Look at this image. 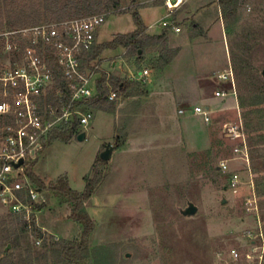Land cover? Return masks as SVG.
<instances>
[{
  "label": "rangeland",
  "instance_id": "374dc122",
  "mask_svg": "<svg viewBox=\"0 0 264 264\" xmlns=\"http://www.w3.org/2000/svg\"><path fill=\"white\" fill-rule=\"evenodd\" d=\"M120 1L122 10L133 7L134 0ZM216 1H188V4L200 3L205 7L199 15H194L195 23L200 22L210 29V39L204 44L183 43L192 23L178 20L172 23L182 27V33L173 36V41L182 43L183 47L176 70L180 73L217 71L229 60L235 75L238 110H228L217 116L211 149L189 153L186 172L183 157L174 155L149 158L150 164L121 165L123 160L117 158L97 166L102 179L86 204L95 229L90 236L89 256L80 264H257L252 244L243 238V234L260 226L264 237V0H243L239 9L241 19L235 24L233 18L226 19L222 13L225 37L219 27ZM44 2L0 0V21L6 27L10 17L16 18L17 11L36 8V4L44 8ZM98 6L96 0H58V13L69 15L70 19L104 15L105 21L96 38L98 46L136 30L131 14L110 12ZM148 8L152 14L145 15L146 24L158 23L166 14L164 3ZM52 21H56L53 15L48 18L43 15L40 23L24 28ZM160 28L161 24H158L157 29ZM121 52L120 48L104 51L101 59L92 63L95 67L90 71L95 73L96 66H100L111 76L119 77L123 68L128 78L129 71L135 74L150 69L157 60L155 56L147 59L142 56L139 61L129 62L124 56L121 70L111 72L113 64L122 57L115 55ZM95 75L93 79L100 78V74ZM204 82L209 90L207 94L213 97L217 91H233L231 84V87L221 85L213 77ZM111 90L115 89L110 87ZM256 100L258 107L253 106ZM121 101L122 92L118 91L114 100L116 108ZM89 109L94 112V119L85 130L84 141L77 138L69 143L57 141L39 151V158L30 170L46 186L64 175L71 190L83 192L85 177L93 175L98 150L103 145L100 152L106 145H115L116 135L120 132L115 131L113 116ZM239 114L247 125L248 163L234 153L237 144L221 134L223 124L237 121ZM185 133L188 137V132ZM119 136V139L124 138ZM203 143L208 144L206 139ZM223 161L228 162L229 170L239 175L240 183L236 188L229 185L233 173L218 170ZM36 186L41 189L40 199L44 203L41 212L32 220L34 218L41 236L30 230L22 235L15 248L11 241L20 233V228L12 226L10 215L13 214L0 208V264H70L59 250L53 248L52 242L79 240L83 226L70 218L72 207L65 197L49 188ZM252 190L258 198L257 216L244 210L245 200ZM189 203L197 207V213L187 217L182 211ZM233 249L239 252L237 261L232 259Z\"/></svg>",
  "mask_w": 264,
  "mask_h": 264
},
{
  "label": "built area",
  "instance_id": "2783aa9c",
  "mask_svg": "<svg viewBox=\"0 0 264 264\" xmlns=\"http://www.w3.org/2000/svg\"><path fill=\"white\" fill-rule=\"evenodd\" d=\"M186 1L165 0L164 5L172 13ZM104 21V15H89L0 31V208L24 221L29 222L42 210L41 189L31 180L29 169L37 162L50 134L75 122H79L82 133L94 119V112L82 104L97 94L98 79H93L97 71L93 73L85 68L81 58L97 44V33ZM168 25L164 23L165 27ZM52 60L62 68L69 92V102L60 108L52 103L53 89L56 97H64L56 85ZM98 69L96 66L95 70ZM148 74V70H143L131 78L144 82ZM218 78L229 82L236 94L232 68ZM216 96L226 97L228 93L221 91ZM117 97L118 90H111L109 99L114 101ZM193 112L206 123L212 121V112L203 106L195 107ZM179 113L183 114L184 110ZM222 130L224 138L237 144L234 153L238 159L248 163L247 135L241 115L237 121L223 124ZM219 168L226 174L233 173L229 185L236 188L239 175L229 170L228 162H221ZM244 210L250 215L259 214L258 198L253 190L245 200ZM243 238L251 242L256 263L263 264L261 227L246 230ZM231 256L237 261L240 255L233 249Z\"/></svg>",
  "mask_w": 264,
  "mask_h": 264
},
{
  "label": "crops",
  "instance_id": "0c3cea01",
  "mask_svg": "<svg viewBox=\"0 0 264 264\" xmlns=\"http://www.w3.org/2000/svg\"><path fill=\"white\" fill-rule=\"evenodd\" d=\"M188 1L182 4L184 8L181 6L172 13L166 9V14L162 16L160 22H149L146 24L145 15L151 13L148 7L153 6V4L164 3V0H136L135 5L138 7L139 14L147 27V35L152 37L159 36L167 29L169 31L168 47L170 50L178 49L179 53L169 65L164 67L154 65L150 69H143L149 71L147 78L144 82H140V87L134 89L130 95L122 93V101L115 110V116L114 114L97 111V113L112 115L115 131L118 129V132L121 133L116 135L115 145H106L104 147L115 146L111 161L121 158L123 160L121 165L150 164L149 158H170L174 155L179 158L183 157V166L186 172L187 156L189 153L198 154L211 149L215 131L214 124L216 123L217 116L228 110L237 111L239 108L236 102V94L231 89L228 91V96L226 97H213L207 94L209 90L204 85L205 79H211V77L217 79V83L221 85H229V82L218 78L220 74L227 72L231 68L233 69L229 60L226 64H222L217 71L208 70L206 72L200 71V73L197 71L194 73L181 71L180 73V71L176 70V63L182 55L183 47L181 46L182 43L173 41V36L174 33L176 35L182 33V27L174 26L172 23H175L176 20L178 22L186 21L187 24L192 23V29L182 39L183 43L204 44L210 39V29L200 22L195 23L194 19V15H199L203 11L204 5L193 2L192 4H188ZM216 2L218 3V0ZM217 7L220 22L219 27L221 28L222 35L225 37L226 30H224L223 21L221 20L222 9L219 5ZM164 23L169 25L165 27ZM158 24H161L160 29H157ZM175 28H179L180 30L176 31ZM120 50L122 52L115 56H122L121 60L113 64L111 72L121 70V62L125 60L124 56L128 58L127 61L129 62L137 60L136 57L128 53L127 49L120 48ZM139 53L141 55L143 52L140 51ZM105 55H108L107 52H105ZM160 55V46L151 45L145 50L143 57L147 59L155 56L158 60ZM102 69L107 72L104 68ZM126 72L122 68L119 78L136 81L132 80L131 77L136 73L138 76L142 73L139 70L133 74L134 71L132 72L131 70L129 71L130 76L127 78ZM107 73L110 75L109 72ZM215 73H218V75H215ZM200 106L212 112V121L210 123H206L201 116L194 114V108ZM180 110H184V113L180 114ZM203 127L204 131H202ZM84 132L87 137V132ZM185 132H188V137L185 135ZM221 134L223 135L222 128ZM119 135H123L122 137L124 138L119 139ZM198 135H200V138ZM204 139H206L207 145L203 143ZM101 148L97 153L99 156ZM181 163L180 165H182Z\"/></svg>",
  "mask_w": 264,
  "mask_h": 264
},
{
  "label": "trees",
  "instance_id": "16d2710c",
  "mask_svg": "<svg viewBox=\"0 0 264 264\" xmlns=\"http://www.w3.org/2000/svg\"><path fill=\"white\" fill-rule=\"evenodd\" d=\"M96 1L98 2V7H102L106 11L117 12L119 14H131L134 19L136 30L126 35H119L114 40L103 43L99 46L96 44L90 51L85 52L81 58L85 68L92 69V63L101 59L102 53L106 50H116L119 48H125L128 50V53L130 55L136 57L137 61H139L143 56L145 50L149 46L159 45L161 49V55L155 63L157 67H164L166 65H169L179 53L178 49H169L167 31L163 32L159 36L152 37L147 35V27L138 12V7L135 5L136 0H134L133 2V7L128 8L126 10H122L120 0ZM242 1L243 0H218V5L222 9L224 18H233L234 24L239 22L241 19L239 9ZM44 3V8L40 6L38 7V5L36 4V8L31 7L29 9L17 11L18 14L16 18L10 17L6 27L3 22L0 21V31L22 29L25 25L38 24L41 22V17L43 15L47 18L53 15L56 21L64 19L67 20L71 18L69 15L61 16V14L58 13V0H45ZM95 6L97 7V5ZM15 19H18L19 21H16ZM25 19H27V21ZM196 28L198 27L196 26ZM140 51L143 52L141 55L139 53ZM51 67L54 72L56 85L62 89L64 95L62 99L56 97L55 91L53 89L52 103L60 108L63 104L69 102L67 81L63 76L62 68L58 65V63H56L55 60L51 61ZM97 73L100 74V78L96 82L97 94L94 98H91L87 100L84 104H82L85 105L87 108H92L98 111L113 114L115 113L116 106L115 102L109 99L110 87H113L115 90H118L123 94L128 93V95H130L134 91V89L140 87L139 81H130L128 79H121L119 77L111 75L109 76L107 72H105L103 69H100V66L97 70ZM60 101H62L63 103H60ZM258 105L259 102L256 100L253 106L258 107ZM242 106L244 107L245 104L242 103ZM80 133V124L79 122H75L69 126L53 131L50 134L46 145H51L57 141L69 143L74 138H77ZM105 163L106 162L103 161L99 156L96 163L92 167L93 175L85 177L86 188L83 192H76L71 190L69 187V180L64 175L60 176L56 182L46 186L45 183L37 176H35L34 173L29 169V176L31 180L40 188H49L51 191L61 194L68 200L72 207L70 218L77 221L83 226V233L79 240H54L52 242L53 248L59 250L62 257L70 264H80V262L84 261L89 256L90 236L95 229V223L94 220L87 213L86 204L95 194L96 188L102 179V173L97 166L104 165ZM10 219L13 227L20 228V233L16 234L15 238L11 241V244L15 248L18 247L22 235H24L30 230L34 231L38 237L41 236V231L36 226V222L34 219L31 222H27L23 221L20 216L15 217L14 215H10Z\"/></svg>",
  "mask_w": 264,
  "mask_h": 264
},
{
  "label": "water",
  "instance_id": "95a60500",
  "mask_svg": "<svg viewBox=\"0 0 264 264\" xmlns=\"http://www.w3.org/2000/svg\"><path fill=\"white\" fill-rule=\"evenodd\" d=\"M78 140L84 141L86 139V133L82 132L77 137ZM115 151V146H107L103 152L100 154V158L108 162L111 160L112 154ZM22 164V161L16 165V167H19ZM226 201L224 200L223 203ZM197 213V207L193 203H189L188 207L182 211V214L184 216L190 217L194 216Z\"/></svg>",
  "mask_w": 264,
  "mask_h": 264
}]
</instances>
